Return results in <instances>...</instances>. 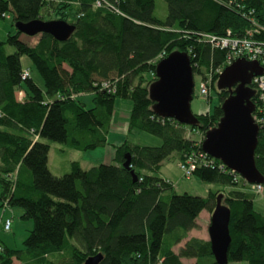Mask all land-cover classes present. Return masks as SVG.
I'll return each mask as SVG.
<instances>
[{
    "label": "trees",
    "instance_id": "1",
    "mask_svg": "<svg viewBox=\"0 0 264 264\" xmlns=\"http://www.w3.org/2000/svg\"><path fill=\"white\" fill-rule=\"evenodd\" d=\"M156 1L0 0V19L9 13L12 25L59 19L75 26L66 41L40 33L32 44L16 28L0 41V206L19 207L21 219L33 221L22 248L0 241V264H83L97 253L99 264H216L207 240L190 238L177 252L174 247L197 227L201 211L212 213L219 194L230 209L227 264H264V215L252 200L258 193L201 150L229 95L216 81L230 49L210 37L263 44L264 0H163L164 17L156 13ZM174 51L188 55L193 76L209 88L207 101L211 91L219 99L212 111L192 113L195 125L156 115L148 96L152 80L145 75H155L156 63ZM23 56L41 85L23 68ZM20 89L22 101L16 97ZM85 93L92 94L90 107L80 100ZM116 99L130 102L127 134L145 132L160 145L108 142ZM251 101L256 112V92ZM50 142L78 151L110 146L114 152L110 162L88 168L68 160L54 177L46 166ZM193 153L197 165L190 176L220 186L205 197L178 194L170 179L156 175L172 155L179 166ZM125 154L128 168L122 166ZM254 160L264 179L263 130Z\"/></svg>",
    "mask_w": 264,
    "mask_h": 264
},
{
    "label": "water",
    "instance_id": "2",
    "mask_svg": "<svg viewBox=\"0 0 264 264\" xmlns=\"http://www.w3.org/2000/svg\"><path fill=\"white\" fill-rule=\"evenodd\" d=\"M17 31L27 36L40 33L51 35L58 41H66L75 26L63 20L40 19L16 22ZM263 73L257 61L238 58L225 66L218 74L216 88L228 90L229 95L221 103L222 116L217 124L208 129L201 143L207 155L218 159L229 170L238 173L248 183L264 182L256 168L254 151L258 142L259 128L252 113L255 105L251 98L252 78ZM156 80L148 87V96L153 101L152 110L162 118H170L182 124L195 125L196 118L190 109L193 92V71L186 53L174 51L155 65ZM122 166L129 167L130 157L124 155ZM133 180H135L134 174ZM230 209L222 203V194L217 195L210 216L208 236L211 253L216 264L228 263ZM102 255L89 256L83 264H99Z\"/></svg>",
    "mask_w": 264,
    "mask_h": 264
},
{
    "label": "rangeland",
    "instance_id": "3",
    "mask_svg": "<svg viewBox=\"0 0 264 264\" xmlns=\"http://www.w3.org/2000/svg\"><path fill=\"white\" fill-rule=\"evenodd\" d=\"M156 13L159 16H165L166 4L163 0L156 1ZM53 20V19H52ZM15 32V26L12 25L10 14H7V18L0 19V41H5L8 33L12 34ZM22 34L21 39L30 43L37 41V36H28ZM13 48L6 45V52L11 53ZM22 66L24 69L28 68L30 76L38 83L42 84L41 80L29 62L28 58L23 56L21 58ZM24 74V72H23ZM213 79L212 77H210ZM145 80H156V75L146 74ZM200 78L197 75L193 76V93L190 102L191 112L194 114L206 113L212 111L215 105H218L219 99L215 91H211V100L208 102L205 95L201 92ZM212 90V85H211ZM16 97L19 100H24L26 95L25 92L20 89L16 91ZM92 94L85 93L80 96V100L85 104L86 107H90ZM130 109V102L128 100L116 99L115 101V113L113 116V125L108 135V140L111 144L119 145L125 138L134 144L140 146H158L161 140L151 134L134 130L131 134H127V117ZM199 137V136H198ZM196 134H189L191 139H199ZM114 150L110 146L106 148H97L94 150L78 151L68 148L66 145L56 142L49 143V152L47 154L46 166L48 171L54 177L62 175L65 171L66 163L68 160L79 161L82 167H88L103 163L107 158L112 160ZM170 159H167L161 163L159 170L156 175L170 179L174 184L175 192L178 194L188 193L190 195H197L205 197L210 189H218L220 186L216 184L205 183L198 179L195 175L185 173L179 166L176 158L172 155ZM110 160V161H111ZM261 191L253 196V207L254 210L264 215V189L261 187ZM240 189V188H238ZM243 189V188H242ZM245 191V189H243ZM247 191V190H246ZM5 212H4V211ZM23 210L16 206H10L9 208L5 205L0 206V241L5 243L10 248H22L23 240L27 237L29 231L33 227L32 220H22L21 214ZM4 213V214H3ZM12 217L9 228L4 229L3 217ZM211 214L206 210L203 211L196 220L197 227L191 229L187 237L183 239L177 246L174 247V251L177 252L178 248L183 246L184 243L190 238H196L201 240L209 241L208 226L210 223ZM194 232V233H193ZM191 233V234H190ZM183 262H193L194 260L182 259ZM14 264H18L14 261ZM229 264H245L243 262H230Z\"/></svg>",
    "mask_w": 264,
    "mask_h": 264
},
{
    "label": "built area",
    "instance_id": "4",
    "mask_svg": "<svg viewBox=\"0 0 264 264\" xmlns=\"http://www.w3.org/2000/svg\"><path fill=\"white\" fill-rule=\"evenodd\" d=\"M264 31V28H261ZM258 32V31H257ZM259 34V33H258ZM210 41L215 43V45H219L223 48L230 49V55L227 58L226 66L230 65L233 61L238 58H244L248 61H257L258 64L262 67L263 73L258 76H254L252 78V82L255 85V92L257 94L258 107L256 112L255 109L252 113L253 120L255 124L258 126L259 131L263 130L264 133V43L256 44L253 41L249 40H232L227 37L219 38V37H210ZM263 45V46H262ZM223 69V67H222ZM219 69L218 74L222 71ZM27 73L24 72L23 76H26ZM218 77V75H217ZM211 79V78H210ZM210 81L208 80V84ZM201 92L203 95L207 96L209 92V88L205 87V84H201ZM204 138V137H203ZM203 152V151H202ZM203 154L207 155L203 152ZM197 154H192L189 159L186 161V165L181 164L179 167L187 174H191L195 170V166L197 165L196 157ZM231 172H234L231 170ZM250 190L255 193H259L261 191V185L258 183L250 184ZM10 226V221L6 220L4 224V229H8Z\"/></svg>",
    "mask_w": 264,
    "mask_h": 264
},
{
    "label": "crops",
    "instance_id": "5",
    "mask_svg": "<svg viewBox=\"0 0 264 264\" xmlns=\"http://www.w3.org/2000/svg\"><path fill=\"white\" fill-rule=\"evenodd\" d=\"M108 142H109V140H108ZM122 142H123V141H122ZM105 148H106V147H105ZM110 148H111V147H110ZM112 149H113V148H112ZM112 157H113V156H112ZM110 160H111V159L107 158V160L104 161V162L107 163V162H110ZM69 161H70V160H69ZM80 165H81V163H80ZM90 166H91V165H90ZM90 166H88V167H90ZM81 167H82V166H81ZM88 167H83V168H88ZM163 178H165V177H163ZM165 179H168V178H165ZM204 211H205V210H204ZM202 212H203V211H201L200 214H201ZM200 214H199V216H200ZM199 216H198V217H199ZM193 233H194V232H193ZM190 234H191V233H190Z\"/></svg>",
    "mask_w": 264,
    "mask_h": 264
},
{
    "label": "bare ground",
    "instance_id": "6",
    "mask_svg": "<svg viewBox=\"0 0 264 264\" xmlns=\"http://www.w3.org/2000/svg\"><path fill=\"white\" fill-rule=\"evenodd\" d=\"M199 75V74H198ZM248 183V182H247ZM250 184H252V183H250Z\"/></svg>",
    "mask_w": 264,
    "mask_h": 264
},
{
    "label": "clouds",
    "instance_id": "7",
    "mask_svg": "<svg viewBox=\"0 0 264 264\" xmlns=\"http://www.w3.org/2000/svg\"><path fill=\"white\" fill-rule=\"evenodd\" d=\"M202 150V149H201ZM253 184V183H252Z\"/></svg>",
    "mask_w": 264,
    "mask_h": 264
}]
</instances>
